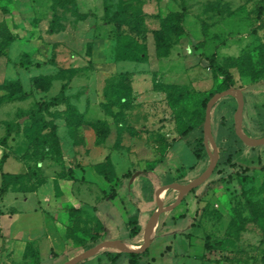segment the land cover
<instances>
[{"label": "rangeland", "instance_id": "rangeland-1", "mask_svg": "<svg viewBox=\"0 0 264 264\" xmlns=\"http://www.w3.org/2000/svg\"><path fill=\"white\" fill-rule=\"evenodd\" d=\"M169 13L183 29L160 39ZM0 54V168L11 179L0 264H64L97 236L134 241L129 216L146 224L157 209L151 185L206 172V107L224 91L212 56L244 94V130L264 136V0H77V11L0 0ZM62 89L65 103L44 106ZM237 108L233 95L213 106L216 167L161 215L141 264H264V145L241 138ZM106 158L111 181L98 171ZM107 250L77 264H131L126 251Z\"/></svg>", "mask_w": 264, "mask_h": 264}, {"label": "water", "instance_id": "water-1", "mask_svg": "<svg viewBox=\"0 0 264 264\" xmlns=\"http://www.w3.org/2000/svg\"><path fill=\"white\" fill-rule=\"evenodd\" d=\"M226 95H233L237 99L238 103V108H237V114H236V128L241 136V138L249 145L251 146H261L264 145V136L257 138V137H252L246 133L243 127V112H244V106H245V99H244V94L242 90L237 89L235 87H231L227 90L221 91L216 93L208 102L207 107H206V117H205V132H206V139H209L214 147V151H210V165L206 172H204L200 177L196 178L195 180L190 181L187 184H179V183H170L162 188V193H161V199L158 202V207L157 209L153 212L148 225H147V234H146V239L145 242L142 245L135 246L133 244H130L128 242L122 241V240H104L103 242L97 244L96 246L78 254L77 256H74L72 259L68 260L64 264H77L78 262L87 259L89 257L94 256L97 253H100L108 248H118L123 251H145L146 249L149 248L151 243L153 242L155 238V233H156V224L159 221V216L161 212L165 210L171 209L174 205L179 204L185 195L189 193L191 190H193L195 187L203 184L213 173L217 159H218V149L217 145L215 142V138L212 132V117H211V112L212 108L215 105V103L222 97ZM179 189L181 190V194L176 201L175 204L173 205H168L166 206L164 204L165 197L167 194V191L169 189ZM160 191V189H159ZM159 192L157 193V195Z\"/></svg>", "mask_w": 264, "mask_h": 264}, {"label": "trees", "instance_id": "trees-1", "mask_svg": "<svg viewBox=\"0 0 264 264\" xmlns=\"http://www.w3.org/2000/svg\"><path fill=\"white\" fill-rule=\"evenodd\" d=\"M59 4L62 7H68L71 6L72 8L75 9V11H77V0H58ZM260 12H261V8H260ZM174 15L171 13H169L165 18L160 19L161 20V29L157 32V34L159 35L160 39H162V36L164 35V32L171 27H174L177 30H182L183 26H182V21L180 18L177 17H173ZM142 17V16H141ZM133 20H138L137 17L133 16L132 18ZM140 19V18H139ZM142 24H140L139 26L142 28L143 27V20H140ZM132 24V21H131ZM134 26V24H132ZM7 27V26H6ZM136 27V26H135ZM8 29V28H7ZM159 46H160V41H159ZM1 55V54H0ZM137 59H139L137 57ZM140 59H143V56H140ZM209 68L213 71V74L215 76H219L222 79L221 85L223 87V90H227L231 87H234L235 82H234V78L232 76V74L225 68L223 67L220 63L217 62L215 56H212L211 58H209ZM66 102V96L64 94V89H62L61 93L56 96L55 98H53L50 102H45L44 106L50 107V106H56L62 103ZM206 105V104H205ZM42 108L40 107L36 112L32 113V116L36 119V120H42ZM205 120V117H204ZM195 127L194 126H190V130H193ZM190 130H185L184 133L189 132ZM10 137V132L7 134V136L4 138V145L7 146L8 145V139ZM7 154L6 152L3 154L2 160H1V165L4 164V160L6 159ZM111 161L109 160V158H106V160L104 161L103 164H101L99 166V173L101 175H103L105 177L106 180L111 181L113 176H115V178H117L116 175H114L112 169H111ZM1 171V178H2V185L0 187V197L4 198L6 196V194L8 193L9 187L11 185V179L9 178L8 174L6 172H4V170L2 169V167L0 168ZM144 175H148L149 171H144L142 172ZM219 175H224L226 174L225 170L223 169H218L217 172ZM133 176V172H128L125 177L123 179L120 180V184L123 183L125 178H131ZM222 177V176H220ZM164 187V185H160L159 186V194L157 197V202L160 201L161 199V193H162V188ZM173 189H169L167 191V196L170 194V192ZM191 192H193V190H191ZM109 198H115L117 196V193L115 192L114 187L111 188L110 193L108 194ZM185 199V197H184ZM183 199V201H184ZM157 207H158V203H157ZM127 225L129 226L130 229V233L133 237L138 236L141 231H142V227L140 224V219L137 215H132L129 216L128 221H127ZM94 243L92 245H89L87 247H85V250L90 249L94 246H96L98 244V242H100V238L97 236L96 238H94ZM206 248L209 247V244L206 243L205 244ZM147 250V249H146ZM145 250V251H146ZM145 251H130L128 252V258H129V262L131 264H141V260L145 255Z\"/></svg>", "mask_w": 264, "mask_h": 264}, {"label": "crops", "instance_id": "crops-1", "mask_svg": "<svg viewBox=\"0 0 264 264\" xmlns=\"http://www.w3.org/2000/svg\"><path fill=\"white\" fill-rule=\"evenodd\" d=\"M142 183H144V181L142 182ZM146 183V182H145ZM122 185H123V183H122ZM128 185H129V183H128ZM154 186L156 185V184H153ZM173 191H176V189H173L170 193H172ZM141 192V191H140ZM149 192H150V194H153V198L154 199H156V197H158V195H157V192H158V189L156 190V188H152V185H151V190H149ZM179 193V192H178ZM175 195V194H174ZM187 195V194H186ZM186 195H185V197H186ZM179 196H180V194H177V197L175 198V199H173L172 201H170L168 204L169 205H173V204H175L176 202H174L175 200H178V198H179ZM184 199V198H183ZM158 200H156V203H158L157 202ZM183 201V200H182ZM182 201L180 202V203H182ZM179 203V204H180ZM179 204H176V205H174L171 209H174V208H176V207H178V205ZM168 206V205H167ZM139 208H140V206H139ZM171 209H169V210H165V211H163V212H161V214H160V216H159V221H161V215L163 214V213H165V212H168V211H170ZM140 210H142V208H140ZM185 214V213H184ZM184 214H181V215H184ZM187 214V213H186ZM138 217H139V219H140V224H141V227H142V231H141V233L138 235V236H136L135 238H134V241H125V242H128V243H130V244H133V245H135V246H138V245H142L144 242H145V239H146V232H147V225H148V222L146 223V224H144V222H143V219H142V217L140 216L141 215V213L139 212L138 214H136ZM156 234V233H155ZM156 237V236H155ZM139 239H141L142 240V243H138V241H139ZM108 249H115V250H118L119 251V253H121V252H123V250H121V249H118V248H108ZM107 251H109V250H104V251H102V252H107ZM126 253L128 254V252L126 251Z\"/></svg>", "mask_w": 264, "mask_h": 264}]
</instances>
